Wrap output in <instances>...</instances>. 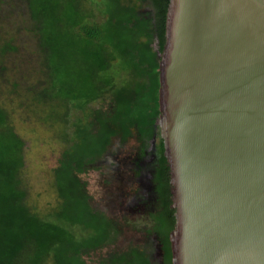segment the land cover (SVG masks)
I'll return each instance as SVG.
<instances>
[{
  "label": "trees",
  "instance_id": "obj_1",
  "mask_svg": "<svg viewBox=\"0 0 264 264\" xmlns=\"http://www.w3.org/2000/svg\"><path fill=\"white\" fill-rule=\"evenodd\" d=\"M169 1L99 0L101 17L96 21L88 18L82 0H28L48 73L44 87L24 95L32 112L50 121L66 142L51 170L56 199L45 208L31 200L23 177L26 143L14 118L23 93L16 81H4L7 58L16 48L11 40H0V264H152L150 243L87 260L112 245L120 230L92 206L82 174L113 135L126 139L133 129L144 146L157 134L154 175L160 207L151 215L150 233L163 250L162 261L155 264H173L175 210L158 121L159 53L166 44ZM144 5L147 11L141 10Z\"/></svg>",
  "mask_w": 264,
  "mask_h": 264
},
{
  "label": "water",
  "instance_id": "obj_2",
  "mask_svg": "<svg viewBox=\"0 0 264 264\" xmlns=\"http://www.w3.org/2000/svg\"><path fill=\"white\" fill-rule=\"evenodd\" d=\"M159 56L173 264H264V0H170Z\"/></svg>",
  "mask_w": 264,
  "mask_h": 264
},
{
  "label": "rangeland",
  "instance_id": "obj_3",
  "mask_svg": "<svg viewBox=\"0 0 264 264\" xmlns=\"http://www.w3.org/2000/svg\"><path fill=\"white\" fill-rule=\"evenodd\" d=\"M82 1L90 15L88 18L99 21L101 17L99 0ZM0 2V40L2 43L11 40L16 48L7 58L8 60L10 58V62L6 64L8 67L4 72V81L7 79L12 82L16 81L18 93H23L24 100L23 105L18 107L14 113L17 131L26 143L23 177L26 180L31 200L38 207L45 208L56 199V192L52 188L51 170L57 164L66 142L56 134L54 125L52 126L50 121L32 112L33 105H31L30 98L24 95L28 90L44 87L48 73L43 65L45 55L40 46L38 24L31 16L29 2L28 0H1ZM141 10L147 11V5L141 7ZM118 78L119 76L116 77L117 80ZM5 87L7 88L3 84L1 91L3 100L8 96ZM135 144L136 140L133 136L127 144V151ZM114 145L116 146V143ZM106 165L105 163L102 168L105 169ZM115 173L112 175L96 168H90L82 174V178L87 181L88 191L96 207L112 216L120 230L117 240L112 245L87 257L89 262L113 249H125L132 243L145 246L149 244L142 237L144 231L151 226V220L146 215L120 214L113 207L110 209L114 200L118 199L115 197L116 192L112 189ZM118 178L121 176L118 175ZM77 231L79 232L80 229L77 228ZM149 253L151 256L152 253L155 255V248L151 247ZM156 257L153 258L158 259Z\"/></svg>",
  "mask_w": 264,
  "mask_h": 264
},
{
  "label": "flooded vegetation",
  "instance_id": "obj_4",
  "mask_svg": "<svg viewBox=\"0 0 264 264\" xmlns=\"http://www.w3.org/2000/svg\"><path fill=\"white\" fill-rule=\"evenodd\" d=\"M133 130V134L129 135L126 139H123L119 135H113L111 141L107 144L106 150L89 166L90 168H96L101 172H108L112 175L116 172L112 180L114 183L112 189L116 192L115 197H118V199L114 200L110 209L113 207L120 214L146 215L151 220V215L160 207L158 195L155 191L156 183L154 175L157 159V134L153 136L148 146H144L143 141H141V134L136 129ZM133 136L136 144L127 151V144ZM115 143L116 146L114 145ZM105 163L107 167L104 169L102 167ZM117 174L121 178H118ZM88 194L91 196L89 191ZM90 202L93 207L104 212L115 221L106 211L96 207L92 201V196ZM152 227L151 223L150 228L144 231L142 237L150 243L149 246L155 248L156 254L152 253V256L149 253L150 249L147 250L152 264H155L162 261L157 255V251L162 247V244L159 242L156 234L150 233ZM127 244L129 245L130 243L128 242ZM131 245L141 248L145 246L135 245V243ZM156 255L158 259L153 258Z\"/></svg>",
  "mask_w": 264,
  "mask_h": 264
}]
</instances>
